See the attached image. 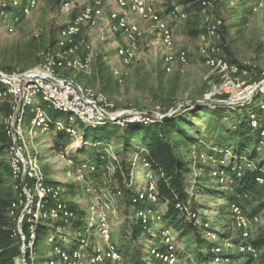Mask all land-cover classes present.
<instances>
[{
    "label": "rangeland",
    "instance_id": "374dc122",
    "mask_svg": "<svg viewBox=\"0 0 264 264\" xmlns=\"http://www.w3.org/2000/svg\"><path fill=\"white\" fill-rule=\"evenodd\" d=\"M148 1L157 7L173 29L177 45L187 50V64H177L172 72H167L158 30L153 23L141 20L132 12H128L129 18L137 23L140 28V35L137 39V58L132 64L127 66L122 64L121 57L118 55V47L125 43L124 36L121 33H112L109 30L106 18L99 19L95 26H84L71 45L75 49L74 52H69L68 54L77 58H84L86 55L92 54V69L89 73L68 71L67 74L80 85L106 94L115 103L114 111L122 112L131 109L157 111V107H160L161 110L159 111L166 114L178 103L203 97L213 84L219 83L220 76L206 64L205 58L201 53L202 36L206 34L208 26L217 20H221L222 27L224 25L228 30L224 38L223 28L221 27L220 38L216 40L223 47L225 57L230 62L235 59L238 62L233 63H237L243 68H255L257 71H264V8L259 12H254L253 5L256 0H221L208 6L204 4L208 0ZM66 2H70L68 10L65 8ZM83 4L82 0H37V4L31 12L18 22H15L17 6L11 3L5 19L2 18L0 12V64L5 60L6 63L13 65L15 70L20 71L38 65L40 63V53L56 48L55 44L60 30L80 11ZM115 7L114 3H107L106 13ZM175 7H179L182 12H185L186 17H181L179 14L174 15L173 10ZM1 9L0 7V11ZM9 27H12L13 30H10ZM191 30L197 31L198 35L190 33ZM34 38L36 47L33 49L39 61L32 62L34 55L30 56V58L25 57L22 60L15 59L16 55L18 57L28 50L27 45ZM51 39L55 40L53 46H50ZM100 61L109 67L110 75L104 83L107 88L106 91L101 89L97 79ZM115 69L120 72L123 79L122 83L115 76ZM156 79H162L163 81L164 92L161 98L162 101L158 100V97L153 93L156 87ZM172 91L175 92L173 94L176 98V104L167 107L164 99ZM7 103H0V129L5 124V119L9 114L2 108ZM226 106L234 107L231 105ZM33 107L34 104H31L26 109L23 125L25 132L30 127ZM194 108L181 109L173 116ZM245 112V109L238 112L231 109L220 117V121L217 124L212 121L215 118L210 119V115L205 112H192L188 115L193 123L192 127H195L193 129L190 127L194 140L191 143L185 141L188 145L187 147L185 145L182 149H190L191 165L189 167L195 168L194 178L203 177L207 173L205 187H212L216 191L228 189L232 191L233 181L229 177L223 180L218 173L223 170L222 164H229L235 148L236 137L228 133V131L234 130L238 123V117ZM64 116L67 118L68 114L65 113ZM208 120L213 123L207 122ZM85 128L84 124L77 123L79 132H83ZM33 132L35 133L33 145L39 152L45 180L48 183L61 186L62 199L69 208L72 207L73 209H71L79 215L83 224L95 215L93 223L96 227L100 223L98 214L101 211V206L108 201L109 195L116 193L118 189H123L122 191H124V188L137 191L147 181L149 171L144 165V157L147 156V152L146 150L143 151L144 147L140 144L135 145L131 150V154L134 157L131 163L130 175L127 176L126 171L123 170L125 177L121 185L115 178L116 169L119 167L122 169L121 160H119L118 164L108 155L106 159L100 158L97 162L102 164L103 168L97 172H90L85 169V178L80 179L78 174L75 173V169L68 166L59 156L60 150L70 144L73 137L67 134L63 136L62 131L54 128L42 131L38 127H34ZM120 135L119 132L118 136ZM251 137L259 139L256 131H252ZM219 138L226 141V146L220 150L223 155L222 158H224L221 160L223 163L218 160H211L209 155L211 152H216L215 143ZM108 143L113 147V154L118 157V153H121L123 149V139L115 137ZM258 143L259 140L256 146V157L251 159L255 163L264 159V146L259 148ZM98 153H101V145H82L76 155V161H95ZM202 154L206 158H201ZM245 156L250 159L247 154L243 157ZM195 161H198L197 167L194 165ZM0 165V170L2 171L5 166L10 167L8 149L0 156ZM107 166L111 168H107ZM5 178V190L11 191L16 199L20 194V190L15 188L17 183L14 182L10 173H7ZM204 192L205 190L202 191V193ZM212 194L196 196L195 208L199 217L198 222H194V224L200 228L204 219L210 221L200 230L201 236L208 237L209 229L213 226L214 221L217 220L222 223L221 225H227V229L220 230L221 233L227 231H231L233 234L237 233L234 230L230 214V203L232 201H224L214 195V193ZM241 201L246 204L245 199ZM222 204H224V212H220ZM114 205L117 207L116 212H105L113 241L117 243L129 263L133 264V257H138L144 261L151 247L156 244L161 228L167 226V222L163 221L161 224L156 225L153 230L142 234L138 238H133L132 232L136 224L134 223L133 207L128 201L125 192L115 197ZM93 207H96L95 211ZM157 207L161 209L163 214L165 213L166 203L160 200ZM20 209L22 213L23 208ZM247 211L250 212L249 209ZM258 216L260 217V222L255 226L254 231L264 224V212L259 213ZM182 217L186 222L189 221L184 215ZM228 221L231 222L228 223ZM50 232L51 228L48 223L42 222L38 231V238L41 239ZM73 232L74 228H69L67 236L72 238L74 236ZM180 232V230L175 231L181 258L180 264L194 263L195 258L192 254V248L195 244L194 236L191 234L181 236ZM96 239L97 237L94 240ZM222 240L217 234L216 241L221 243ZM140 248L141 251L139 252ZM43 260L44 258L38 255L35 258V264H43ZM243 261H246L245 257L240 258L233 254L231 262L225 264H241ZM15 264L18 263L15 262Z\"/></svg>",
    "mask_w": 264,
    "mask_h": 264
},
{
    "label": "built area",
    "instance_id": "2783aa9c",
    "mask_svg": "<svg viewBox=\"0 0 264 264\" xmlns=\"http://www.w3.org/2000/svg\"><path fill=\"white\" fill-rule=\"evenodd\" d=\"M82 1L84 4L80 11L60 30L55 44L56 48L41 52L38 65L24 71H8L0 66V103L8 102L11 109L3 128L11 140L8 147L11 176L17 183L15 188L20 190L19 196L11 203L9 209L10 215L16 218V234L22 242L21 255L16 259L18 264H35V258L38 256L35 251V243L39 239L40 222L48 223L51 228L50 233H53L55 228L57 229V236L53 234L50 237L51 247L44 255L43 264H131L117 243L113 241L105 213L106 211H117L114 199L123 193L122 189L109 195L108 201L102 204L98 214L100 223L96 227L93 223L95 220V215H93L86 223L81 222V225L74 230L72 238L68 237L67 231L72 227L74 220H82L62 199L61 186L48 183L45 180L39 152L33 145L34 127H38L42 131L50 128L64 131L73 137V140L60 150L59 156L68 166L75 169L78 178L84 179L85 169L97 172L103 167L97 161H76V155L82 145L90 144L88 141H84L83 132L77 130V123L84 124L85 127L96 128L105 123L125 127L134 122L147 124L164 120V114L159 111L160 107H157V111L153 110L155 114L138 109L116 112L114 111V101L106 94L84 87L67 76L68 71L89 73L92 69V54H88L84 58L68 55L69 52H74L75 49L71 45L83 27L86 25L95 26L99 19L106 18L109 30L124 36L125 43L119 45L118 55L121 57L122 64L127 66L137 58V39L140 35L138 24L129 18L128 12H132L141 20L153 23L158 30L167 72H172L177 64L185 65L188 62L187 50L177 45L173 29L157 7L149 3L148 0ZM219 1L221 0H208L204 4L208 6ZM109 2L114 3L116 7L106 13V5ZM11 3L18 7L22 4V0H12ZM7 4V0H2L1 15L5 14L4 8ZM36 4L37 0H26L22 9L23 15L29 14ZM65 8L67 10L70 8V2L65 3ZM263 8L264 0H257L253 5L254 12H259ZM173 14L186 17V13L182 12L179 7L174 8ZM221 27L222 21L217 20L208 26L206 34L202 36L201 53L206 64L220 76V82L213 84L204 97L210 99L224 96L237 101L231 106L251 105L257 107L250 110L248 119L251 129L258 133L259 148L263 147L264 71L243 68L225 57L223 47L216 42L220 38ZM9 29L13 30L12 27ZM114 74L122 83L120 72L115 69ZM31 104H34V117L25 132L23 125L26 109ZM49 109L67 113L68 121L52 120L48 114ZM100 145V158L106 159L108 155L119 164L117 155L113 154L112 145L110 143ZM144 150L146 149L144 148ZM201 158L206 157L202 154ZM242 161L244 167L257 170L256 181L264 186V165L258 167L251 158L248 159L246 156L242 157ZM221 162L223 163V161ZM144 165L149 171L147 181L131 197V206L133 207L134 223L148 232L164 221V214L157 207L160 201L158 176L146 157ZM111 167L114 168L112 165ZM111 167L107 166V168ZM218 175L223 180L227 177L224 170H221ZM27 178L31 180V184L26 182ZM49 200H54L55 206L44 211L43 207ZM139 204L141 205L138 207ZM176 207L188 220L198 222V213L191 207L190 202H177ZM20 208H23V211L17 215ZM93 210L95 211L96 207H93ZM230 212L234 230L238 233V240L226 237L222 238V242L219 243L216 241L217 234L209 231L208 238L215 241L211 248L213 263H229L233 254L249 256L255 260L264 258V244L256 245L254 243V228L260 222V217L249 215L236 200L230 203ZM24 220L29 225L27 235L22 229ZM58 220H62L63 225L57 227ZM95 237H97L96 240H94ZM144 261L145 264H180L177 239L171 227L161 228L156 244L151 247ZM241 264L249 263L243 261Z\"/></svg>",
    "mask_w": 264,
    "mask_h": 264
},
{
    "label": "trees",
    "instance_id": "16d2710c",
    "mask_svg": "<svg viewBox=\"0 0 264 264\" xmlns=\"http://www.w3.org/2000/svg\"><path fill=\"white\" fill-rule=\"evenodd\" d=\"M26 0H22V4L17 7L15 13V22H18L24 17L23 15V5ZM0 0V7H1ZM8 4L4 8L5 14L2 15V18L5 19L6 12L9 11L11 7L12 0H7ZM223 35L228 33L227 27L223 25ZM190 33L198 35L197 31L191 30ZM55 40L50 41V46H53ZM28 50L25 53H22L15 59L22 60L25 57L30 58L34 55L32 62L39 61L37 59L35 52V38L30 40L28 45ZM34 48V49H33ZM233 62H238L235 59H232ZM1 68L8 71L15 70V67L11 64H8L3 61L0 64ZM110 75L109 67L105 66L101 61L98 65V75L97 79L99 80V85H101L102 90H107L104 83L106 78ZM69 76V74H67ZM164 86L162 79H156V87L153 93L158 97L157 99L162 101ZM175 93L172 91L167 98L164 99L167 107H171L176 104ZM226 98V97H221ZM6 113L10 112V105H3ZM251 105L243 107H227V106H196L194 109L187 110L179 115L166 118L162 121H154L147 124L134 122L130 123L125 127L120 128L113 123H105L96 128L86 127L83 130L84 141H88L93 146L100 145L102 143H108L113 140L115 137H121L123 139V149L121 153H118L119 160L122 161V169L116 170L115 178L118 180V183L122 185L124 179V172L126 171L127 176L130 175V170L132 166V160L134 155L131 154V150L135 145L140 144L147 150L146 158L151 164V168L158 176V189H159V198L161 201L166 203V211L164 213V221L167 222V226L171 227L173 231L180 230V235L184 236L186 234H191L194 236V246L192 248V254L195 258L194 263L189 264H214L212 261L211 248L215 244V241H211L208 237H202L200 230L205 227L210 221L203 220L201 227L198 228L193 221L186 222L182 217L181 212L176 207L177 202L188 203L190 202L191 207L194 210H197L196 207V196L200 194L217 195L219 198L224 201H234L236 200L245 211L253 216L258 215L261 212H264V186L260 185L256 181L257 170L246 168L243 166L242 157L247 154L249 158L255 159L257 154V142L258 138H252V129L249 125V112L251 109H256ZM238 112L239 110H246L245 113L241 114L238 117V123L232 131H228L236 137V143L234 144V152L230 157V162L228 165L222 164L221 167L226 172L227 177L233 181L232 191L230 189L225 191H216L212 187H205V181H207V173L203 177L194 178L195 168H190V149H182L187 147L186 142H193L194 137L190 132L193 123L190 121L188 115L192 112H205L210 115L211 118H215V124L220 121V117L223 114L230 110ZM49 116L52 120H62L64 122L68 121V117L65 118V112L59 110H48ZM34 117V113L32 118ZM31 118V120H32ZM208 120L207 122L213 123ZM120 132V136L118 133ZM62 135L65 136L66 133L62 131ZM226 138V137H225ZM11 143L10 138L7 136L3 126L0 129V156L3 155L8 149ZM225 139L219 138L215 143L216 152H211V160L215 159L218 161L223 160L221 151L226 145ZM97 159L100 160L101 153H98ZM129 157V159H128ZM145 158V157H144ZM198 161H195L194 165L197 167ZM221 164V163H220ZM257 166L264 165V159L256 163ZM1 166V165H0ZM240 167H242L240 169ZM1 169V167H0ZM11 174L10 167H4L3 171L0 170V264H15L16 259L21 255V246L22 242L20 237L16 234L17 221L16 218L10 215L9 209L11 203L15 200V197L11 191H6V174ZM240 173V174H239ZM26 182L31 184V180L27 178ZM123 190V189H122ZM205 190L204 193L202 191ZM125 195L128 197V201L131 203V197L136 193V190H131L129 188H124ZM213 195V194H212ZM242 199H245L246 204L242 203ZM55 206L54 200H49L45 203L43 210L47 211L50 208ZM71 207V206H70ZM72 208V207H71ZM73 209V208H72ZM224 204L220 207V212H224ZM250 210L248 212L247 210ZM21 209L17 211V215H20ZM231 214V213H230ZM231 221H228L230 223ZM42 222H40L41 225ZM62 220L56 222V226L63 225ZM222 223L217 220L214 221L213 226L209 229L210 232H214L220 236V238H233L238 240V233L233 234L231 231L221 233L220 230L227 229V225H221ZM224 224V223H223ZM39 225V226H40ZM81 225L80 219H76L73 222L72 229L74 230ZM28 223L26 220L23 221L22 229L23 232L28 234ZM56 228L53 233H48L44 235L41 239H38L35 243L36 253L44 258L46 251L51 247L50 237L51 235L57 236ZM146 231L139 225H135L132 237L138 238ZM254 243L256 245L264 244V224L256 228L254 232ZM141 248L139 249V252ZM237 257H245L246 262L249 264H264V258L255 260L249 256H243L236 254ZM239 259V258H238ZM133 264H144L143 259L138 257L132 258Z\"/></svg>",
    "mask_w": 264,
    "mask_h": 264
},
{
    "label": "water",
    "instance_id": "95a60500",
    "mask_svg": "<svg viewBox=\"0 0 264 264\" xmlns=\"http://www.w3.org/2000/svg\"><path fill=\"white\" fill-rule=\"evenodd\" d=\"M264 84V83H263ZM236 100H231L229 98H206V97H201L198 99H193L189 101H184L181 103L176 104L171 110H169L166 114H164L163 118H170L175 114L177 111L181 109H188V108H194L196 106H226V105H234L236 104ZM141 111H146L150 114H155L152 110H147V109H139Z\"/></svg>",
    "mask_w": 264,
    "mask_h": 264
},
{
    "label": "crops",
    "instance_id": "0c3cea01",
    "mask_svg": "<svg viewBox=\"0 0 264 264\" xmlns=\"http://www.w3.org/2000/svg\"><path fill=\"white\" fill-rule=\"evenodd\" d=\"M256 1H257V0H256ZM256 1H255V2H256ZM247 24H249V23H247Z\"/></svg>",
    "mask_w": 264,
    "mask_h": 264
}]
</instances>
